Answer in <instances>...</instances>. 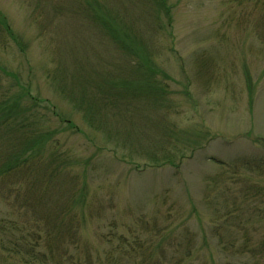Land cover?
Wrapping results in <instances>:
<instances>
[{
	"label": "rangeland",
	"instance_id": "rangeland-1",
	"mask_svg": "<svg viewBox=\"0 0 264 264\" xmlns=\"http://www.w3.org/2000/svg\"><path fill=\"white\" fill-rule=\"evenodd\" d=\"M164 1L170 16L157 0H0V95L28 87L48 134L0 218L25 230L65 206L94 257L114 232L147 241L138 260L264 264V0ZM142 61L161 92L142 87ZM170 239L197 251L156 248ZM24 256L0 264H37Z\"/></svg>",
	"mask_w": 264,
	"mask_h": 264
},
{
	"label": "trees",
	"instance_id": "trees-1",
	"mask_svg": "<svg viewBox=\"0 0 264 264\" xmlns=\"http://www.w3.org/2000/svg\"><path fill=\"white\" fill-rule=\"evenodd\" d=\"M157 4L160 7H165L166 14L170 16V8H166L164 0H157ZM0 24L8 32H12L6 23V18L1 13ZM114 30L119 32L118 29L114 28ZM114 38L119 45H123L122 47L132 48L120 34L114 35ZM146 62L148 61H142L139 64V68H144L143 70L140 68L142 76L148 79L147 85L144 84L142 87H149L151 90L161 92L162 88L158 82H150V79L155 78L156 74L160 72L154 71L152 66ZM133 83L135 82L133 81ZM113 85L119 94L127 91L126 86L120 87L115 83ZM20 87V93L15 96L9 97L4 90L0 95V195L3 198H10L12 193L19 192V189L15 187V184L18 185L19 183H17L18 181H13V176L20 175L21 168L26 169L29 164L39 160L48 136L47 132H39L40 124L34 119L36 117L35 109L40 104L39 99L33 96L30 89L25 85L20 83ZM24 99L32 101L29 106L23 103ZM69 124L71 128L75 127L71 121H69ZM167 151L163 149L166 164L169 163V165L179 168L181 164L175 163L171 156L172 154ZM184 157L185 155H182V158ZM243 162L245 166L250 165V162L246 160H243ZM29 170L31 169L29 168ZM36 196L38 204H40L43 200L42 195L40 198V195L36 194ZM231 213L228 212L227 215ZM12 216L10 213L9 215L5 214L4 218H0V251L5 250V252H12L16 255L24 253V257H28L26 259L27 262L35 261L37 264H167L169 261V259L161 260L165 257L164 254L152 262L147 261L146 255L143 260H138V253L141 250L150 248L146 247L148 245L147 241L139 237L130 238L122 234L116 238L117 234L114 232L105 236V242L110 244L111 248L110 250H105L103 256L94 257L91 255L90 250L82 252L75 238L78 231L75 223L78 221V217L73 213V210L65 206L59 210L52 206H47L43 210L40 209L35 216L36 221L29 225L31 228L29 229L28 227L25 230L20 229L18 220ZM16 232H20V240L12 241L7 245L4 240V233L14 235ZM187 242L185 247L182 241L177 244L174 241L159 242L156 244V248L163 251L165 248L162 245L169 244L172 249L178 252L181 249L184 250L186 258L190 260L193 252L197 251V249L191 240H187ZM148 256L151 257L153 254ZM176 257L173 256L176 259L173 264H181L182 259L177 260Z\"/></svg>",
	"mask_w": 264,
	"mask_h": 264
}]
</instances>
